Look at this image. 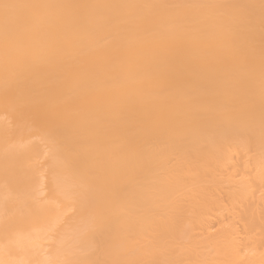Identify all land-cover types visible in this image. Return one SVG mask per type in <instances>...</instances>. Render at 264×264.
Segmentation results:
<instances>
[{
  "label": "bare ground",
  "instance_id": "1",
  "mask_svg": "<svg viewBox=\"0 0 264 264\" xmlns=\"http://www.w3.org/2000/svg\"><path fill=\"white\" fill-rule=\"evenodd\" d=\"M0 264H264V0H0Z\"/></svg>",
  "mask_w": 264,
  "mask_h": 264
}]
</instances>
